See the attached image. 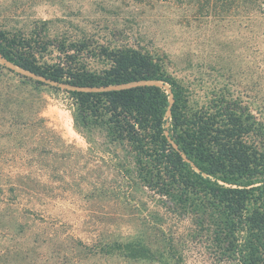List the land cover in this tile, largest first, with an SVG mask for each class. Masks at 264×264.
<instances>
[{
	"label": "rangeland",
	"instance_id": "obj_1",
	"mask_svg": "<svg viewBox=\"0 0 264 264\" xmlns=\"http://www.w3.org/2000/svg\"><path fill=\"white\" fill-rule=\"evenodd\" d=\"M246 6L243 0L228 8L202 0H0V28L30 33L47 22L50 37L69 32L105 43H116L121 32L129 45L165 58L193 107L225 92L264 123V11ZM0 62V264H40L65 253L101 264L75 251L73 240L88 246L141 240L156 250L169 237L181 242L184 264H232L217 258L194 215L144 185L132 158L108 145L105 132L76 129L65 92L38 88L33 75Z\"/></svg>",
	"mask_w": 264,
	"mask_h": 264
},
{
	"label": "trees",
	"instance_id": "obj_2",
	"mask_svg": "<svg viewBox=\"0 0 264 264\" xmlns=\"http://www.w3.org/2000/svg\"><path fill=\"white\" fill-rule=\"evenodd\" d=\"M202 1L228 8L237 0ZM243 2L264 11V0ZM48 26L36 23L30 33L0 28V60L33 75L38 88L65 92L76 129L105 132L108 145L132 158L147 188L174 202L181 214L194 215L217 258L264 264V123L250 105L220 92L195 108L165 58L129 45L123 33L114 35L116 43H105L69 32L50 37ZM161 244L154 250L141 240L71 243L101 264H184L178 239ZM31 252L24 250L23 257ZM60 259L44 256L40 264H82L67 253Z\"/></svg>",
	"mask_w": 264,
	"mask_h": 264
},
{
	"label": "water",
	"instance_id": "obj_3",
	"mask_svg": "<svg viewBox=\"0 0 264 264\" xmlns=\"http://www.w3.org/2000/svg\"><path fill=\"white\" fill-rule=\"evenodd\" d=\"M137 85H139V84H137ZM136 85V86H137ZM158 85H159V83H158ZM159 86H162V84L161 85H159ZM174 101H173V98H171V103H173ZM169 115H170V113H169Z\"/></svg>",
	"mask_w": 264,
	"mask_h": 264
}]
</instances>
